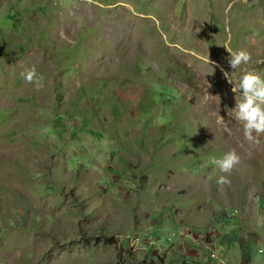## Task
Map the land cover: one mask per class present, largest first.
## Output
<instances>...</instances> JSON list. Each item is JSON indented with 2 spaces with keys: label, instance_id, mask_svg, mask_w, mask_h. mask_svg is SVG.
I'll use <instances>...</instances> for the list:
<instances>
[{
  "label": "rangeland",
  "instance_id": "rangeland-1",
  "mask_svg": "<svg viewBox=\"0 0 264 264\" xmlns=\"http://www.w3.org/2000/svg\"><path fill=\"white\" fill-rule=\"evenodd\" d=\"M0 264H264V0H0Z\"/></svg>",
  "mask_w": 264,
  "mask_h": 264
},
{
  "label": "built area",
  "instance_id": "built-area-1",
  "mask_svg": "<svg viewBox=\"0 0 264 264\" xmlns=\"http://www.w3.org/2000/svg\"><path fill=\"white\" fill-rule=\"evenodd\" d=\"M210 254H211L212 256H214V253H213V252H211Z\"/></svg>",
  "mask_w": 264,
  "mask_h": 264
},
{
  "label": "trees",
  "instance_id": "trees-1",
  "mask_svg": "<svg viewBox=\"0 0 264 264\" xmlns=\"http://www.w3.org/2000/svg\"><path fill=\"white\" fill-rule=\"evenodd\" d=\"M8 17H11V16L8 15Z\"/></svg>",
  "mask_w": 264,
  "mask_h": 264
}]
</instances>
